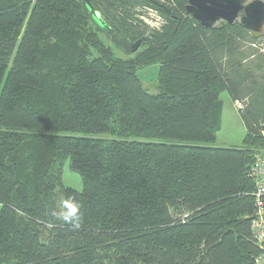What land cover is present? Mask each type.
Here are the masks:
<instances>
[{
	"label": "trees",
	"instance_id": "trees-1",
	"mask_svg": "<svg viewBox=\"0 0 264 264\" xmlns=\"http://www.w3.org/2000/svg\"><path fill=\"white\" fill-rule=\"evenodd\" d=\"M157 2L173 15L148 0H0V264H254L264 31ZM151 67L155 95L138 76ZM224 91L243 146H199L221 130ZM67 159L81 192L60 187ZM59 199L80 205L79 228L50 219Z\"/></svg>",
	"mask_w": 264,
	"mask_h": 264
},
{
	"label": "water",
	"instance_id": "water-1",
	"mask_svg": "<svg viewBox=\"0 0 264 264\" xmlns=\"http://www.w3.org/2000/svg\"><path fill=\"white\" fill-rule=\"evenodd\" d=\"M152 5L161 8L168 15L173 12L157 0H148ZM186 14L205 28H213L217 23L232 25L235 22L258 39L264 31V1L255 0H187ZM140 47V41L131 46L134 54ZM249 169V167H247Z\"/></svg>",
	"mask_w": 264,
	"mask_h": 264
},
{
	"label": "rangeland",
	"instance_id": "rangeland-1",
	"mask_svg": "<svg viewBox=\"0 0 264 264\" xmlns=\"http://www.w3.org/2000/svg\"><path fill=\"white\" fill-rule=\"evenodd\" d=\"M255 0H246L250 3ZM219 23L216 24V26ZM98 25H101L98 22ZM101 34L104 43L110 46L114 53L118 55V51L108 42L106 36ZM264 48V46L262 45ZM153 69H146L138 73L139 78L142 81V85L146 91L155 95L157 93V67H152ZM219 100L222 103V115H221V130L216 135L215 141L210 144H198L199 146L209 147V148H241L243 146V140L246 134L244 124L240 118L238 109L241 105L234 103L230 98L227 91L220 94ZM238 105V106H237ZM61 188H70L76 192H81L83 190V183L80 176L72 172L69 168V159L65 160L61 172ZM58 205L61 204V199L58 200ZM1 211V206H0Z\"/></svg>",
	"mask_w": 264,
	"mask_h": 264
},
{
	"label": "built area",
	"instance_id": "built-area-1",
	"mask_svg": "<svg viewBox=\"0 0 264 264\" xmlns=\"http://www.w3.org/2000/svg\"><path fill=\"white\" fill-rule=\"evenodd\" d=\"M161 1V0H157ZM138 19L153 30L161 29L165 22L159 12L153 8L138 9ZM250 177L255 183L254 207L255 212L251 220V235L259 254L254 258V264H264V153L258 154L249 167Z\"/></svg>",
	"mask_w": 264,
	"mask_h": 264
},
{
	"label": "clouds",
	"instance_id": "clouds-1",
	"mask_svg": "<svg viewBox=\"0 0 264 264\" xmlns=\"http://www.w3.org/2000/svg\"><path fill=\"white\" fill-rule=\"evenodd\" d=\"M50 219L79 228L82 221L80 205L75 203L73 199H69L67 202L59 205V214L50 217Z\"/></svg>",
	"mask_w": 264,
	"mask_h": 264
},
{
	"label": "crops",
	"instance_id": "crops-1",
	"mask_svg": "<svg viewBox=\"0 0 264 264\" xmlns=\"http://www.w3.org/2000/svg\"><path fill=\"white\" fill-rule=\"evenodd\" d=\"M149 69H153V70H154V68H152V67H151V68H149ZM147 70H148V69H147ZM154 73H155V70H154ZM143 87H144V86H143ZM144 89H145V88H144ZM145 90H146V89H145ZM237 106H238V105H237Z\"/></svg>",
	"mask_w": 264,
	"mask_h": 264
}]
</instances>
